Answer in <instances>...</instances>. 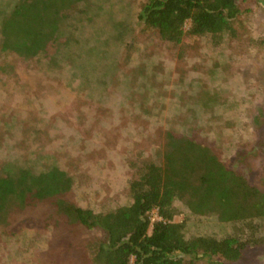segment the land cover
I'll use <instances>...</instances> for the list:
<instances>
[{"label": "rangeland", "instance_id": "374dc122", "mask_svg": "<svg viewBox=\"0 0 264 264\" xmlns=\"http://www.w3.org/2000/svg\"><path fill=\"white\" fill-rule=\"evenodd\" d=\"M147 1L90 0L95 20L74 19L73 40L51 39L35 55L4 48L0 33V172L59 166L74 179L65 197L104 211L132 203L131 181L149 163L164 162L175 134L205 145L264 191V0H235L234 34L180 43L139 20ZM52 201L9 202L0 264H95L87 245L102 232ZM171 209L188 235L245 231L239 222L198 223L181 200ZM151 219H162L158 208ZM192 264H264V253L249 246L235 262L214 256Z\"/></svg>", "mask_w": 264, "mask_h": 264}, {"label": "trees", "instance_id": "16d2710c", "mask_svg": "<svg viewBox=\"0 0 264 264\" xmlns=\"http://www.w3.org/2000/svg\"><path fill=\"white\" fill-rule=\"evenodd\" d=\"M92 11L90 0H0L3 47L35 55L46 50L51 39L65 35L68 44L74 36V19L94 21ZM240 12L235 0H148L138 18L157 29L163 40L180 43L185 36L220 39L225 33L234 34L233 20ZM79 39L82 43L83 37ZM73 184L69 172L55 165L39 173L28 166L3 169L0 220L13 200L24 204L52 197L68 218L102 232L87 245L95 264H130L132 256L134 264H185L186 257L192 264L197 258L214 256L235 262L256 245L264 253V191L189 137L169 134L164 162L149 163L131 181L133 201L128 205L98 212L82 208L65 197ZM175 200L184 202L198 223L203 217L220 224L239 222L237 226L245 231L223 237L200 231L188 235L187 223L173 220ZM154 208L162 219L152 221Z\"/></svg>", "mask_w": 264, "mask_h": 264}]
</instances>
